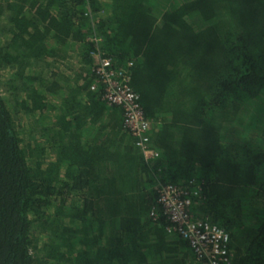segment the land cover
Here are the masks:
<instances>
[{
    "label": "trees",
    "instance_id": "16d2710c",
    "mask_svg": "<svg viewBox=\"0 0 264 264\" xmlns=\"http://www.w3.org/2000/svg\"><path fill=\"white\" fill-rule=\"evenodd\" d=\"M165 184L229 233L232 264H264V0H0V264H190Z\"/></svg>",
    "mask_w": 264,
    "mask_h": 264
},
{
    "label": "built area",
    "instance_id": "2783aa9c",
    "mask_svg": "<svg viewBox=\"0 0 264 264\" xmlns=\"http://www.w3.org/2000/svg\"><path fill=\"white\" fill-rule=\"evenodd\" d=\"M93 71L105 84V98L110 104L122 105L125 124L135 137L136 145L146 159L159 155V151L150 144L149 133L152 123L143 111L139 94L130 87L125 69L116 70L110 58L100 52H94ZM122 78V79H121ZM95 88V86H92ZM159 202L171 224L169 233L179 234L189 240L194 259L190 264H232L229 250V233L209 219H195L190 212L192 200L187 190L165 184L160 189ZM151 215L156 216V212Z\"/></svg>",
    "mask_w": 264,
    "mask_h": 264
},
{
    "label": "rangeland",
    "instance_id": "374dc122",
    "mask_svg": "<svg viewBox=\"0 0 264 264\" xmlns=\"http://www.w3.org/2000/svg\"><path fill=\"white\" fill-rule=\"evenodd\" d=\"M63 63H64V62H63ZM66 63H68V65H69L68 67L71 66V67L74 68V67L76 66V64H78V62L76 61V56H75V55L71 56L70 59L66 61ZM61 64H62V63H61ZM62 65H63V64H62ZM56 102H57V100L54 101V103H56ZM55 110H56V109H55ZM20 120H22V121L24 122L23 119H20ZM19 123L22 124L21 121H19Z\"/></svg>",
    "mask_w": 264,
    "mask_h": 264
}]
</instances>
